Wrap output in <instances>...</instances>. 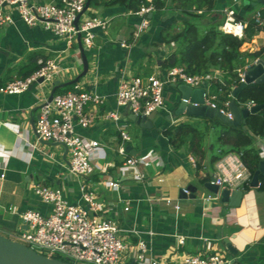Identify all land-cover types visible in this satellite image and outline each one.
Here are the masks:
<instances>
[{
    "label": "crops",
    "instance_id": "1",
    "mask_svg": "<svg viewBox=\"0 0 264 264\" xmlns=\"http://www.w3.org/2000/svg\"><path fill=\"white\" fill-rule=\"evenodd\" d=\"M248 2L255 5L254 10L261 7L256 6L261 3L257 0ZM231 3L232 0H216L211 11L192 20L203 30L211 23L220 22L222 9ZM89 8L85 15L108 19V24L105 31L100 28L94 30L93 46L84 51L88 71L77 81L82 89L93 90L104 97L102 104L86 106V110L94 115L93 123L87 127L75 126L80 135L97 140L104 147V163L97 162L94 172L86 177L68 171L69 154L63 144L38 139L34 128L53 82L71 80L81 72L78 42L68 43L65 37H59L39 24L27 25L16 11L12 13L13 22L0 27V84L14 77L26 76L28 55L33 52L37 53V59L59 57L63 66V75L51 83L37 82L20 93H0V233L12 239L18 230H22L24 224L20 213L24 210L48 213L50 206L34 194L32 183L43 182L60 189L63 197L73 204L81 201L80 187L84 185L106 207L110 218L124 229L136 231L137 234L130 235L131 240L139 237L147 243L148 256L177 260L184 254L220 253L228 261L234 259L240 264H258L264 253V184H261L264 174L258 172L255 184L251 173L249 179L241 181L235 188L242 191L237 205L221 201V188L213 193L203 186L216 173L219 163L230 155L239 154L227 151L212 160L227 148L218 141L219 125L213 120H203L216 117L176 114L175 109L181 99L176 87L179 83H167L163 87L164 103L150 128L141 127L131 118L128 107L117 106L115 102L118 80L122 75H164L167 67L163 61L176 48V43L164 42L160 32L171 24L178 30L187 17L173 8L152 12L148 17V27L135 36L141 18L131 10L122 5ZM239 50L250 53L262 50L260 56L247 59L243 68L254 60H264L263 29L246 38ZM209 69L215 78L204 83L203 88L216 95L214 102L217 103L218 98L214 92L217 83L229 86L234 98L232 90L235 87H232L227 73L215 67ZM58 89L54 94L66 92ZM226 111L229 112L228 108ZM106 112H116L118 119H104ZM182 121L200 123L201 157L187 152L185 147H173L165 135L167 127ZM121 129L130 137L125 146L130 145L135 151V155L127 152L128 155L141 157L150 154L153 158L139 166L145 174L143 180L132 178L122 166L123 157L116 152ZM258 140H264V135L253 138L257 153ZM190 156L194 164L189 160ZM258 167L259 164L256 170ZM110 180L117 181L119 188H111ZM188 186L194 189L195 197L179 202V190ZM208 194L215 198L204 200ZM164 198H170L171 203L167 204ZM175 203L179 204L178 210L174 208ZM125 206H128L127 210ZM179 236L183 237V243L178 242ZM224 238L229 240L235 253L225 246Z\"/></svg>",
    "mask_w": 264,
    "mask_h": 264
},
{
    "label": "built area",
    "instance_id": "2",
    "mask_svg": "<svg viewBox=\"0 0 264 264\" xmlns=\"http://www.w3.org/2000/svg\"><path fill=\"white\" fill-rule=\"evenodd\" d=\"M248 0H232L229 6L222 9L223 18L218 28L238 38L245 36L248 26L247 19H237L236 14L243 3ZM264 2V0H263ZM86 0H54L39 2L37 0H0V27L13 22L12 13L16 11L24 23L30 26L41 25L51 30L59 37H65L68 43L77 42L80 36L83 51L90 49L94 43L96 28L106 30L108 19L95 15H85ZM88 8V7H87ZM154 9L152 0L142 4L132 12L141 20L136 26L135 36L148 27V13ZM200 12V11H198ZM80 14L77 22L76 17ZM254 25L264 28V6L255 9L251 14ZM121 45H125L121 42ZM172 45V43H171ZM80 50V49H79ZM82 62V60H81ZM255 62V60H254ZM38 67L24 77H14L0 84V93H20L37 83H51L62 76L63 66L59 57L39 58ZM247 67V66H246ZM245 68L238 69V81H244ZM210 72L188 74L182 66L167 67L164 75L150 73L146 75H122L117 84L115 102L117 106H126L132 114L147 115L156 108L163 106V87L167 83H185L192 87H202L206 82L214 80ZM223 84V83H222ZM232 87H235L233 84ZM204 89V88H203ZM203 97L206 104L217 107L215 94L204 89ZM104 97L93 90H84L78 82L73 83V89L56 93L52 99L41 105L34 128L37 138L64 144L69 154L68 171L79 177L92 174L97 162L104 163L103 145L97 140L80 135L76 125L87 127L94 121V115L86 110L88 104L100 105ZM187 102V101H186ZM196 104V103H194ZM255 105L248 101L244 107L250 109ZM228 117L230 113L217 107ZM104 119L117 120L116 112H106ZM120 143L116 147L118 155L123 157L122 166L132 178L143 180L145 174L139 168L141 164L152 161V156L128 155L125 143L130 139L128 133L119 131ZM258 154L264 158V140L256 143ZM103 151V152H102ZM189 160L194 164V159ZM225 162V163H224ZM223 163L218 164L216 173L210 182L219 188L235 189L241 181L249 179L250 171L241 159V153L228 156ZM113 189L119 188V183L110 180ZM31 189L44 203L50 206L48 213L43 214L36 209H27L20 213L24 224L22 230L14 235V240L27 245L36 252L47 257L57 258L72 264H230L220 253L184 254L177 260L170 258H153L148 256L147 243L142 238L130 239L137 234L135 230L121 227L114 219L106 214V207L97 201L95 196L84 185L80 187L81 201L69 203L58 188H52L43 182H34ZM188 195L189 190L183 188ZM214 196L203 197L208 201ZM167 204L170 198H164ZM128 206L124 209L127 210ZM174 208L178 210L179 204ZM183 237L178 242L183 243Z\"/></svg>",
    "mask_w": 264,
    "mask_h": 264
},
{
    "label": "trees",
    "instance_id": "3",
    "mask_svg": "<svg viewBox=\"0 0 264 264\" xmlns=\"http://www.w3.org/2000/svg\"><path fill=\"white\" fill-rule=\"evenodd\" d=\"M228 2H231V0H228ZM142 4H147V0H90L89 6L122 5L127 10L134 12ZM152 4L154 7L152 12L173 8L178 10L183 17H187L183 19L182 26L178 30L175 29L174 24H171L160 32L161 39L164 42L174 41L176 43V48L163 61L165 67L182 66L188 74L207 73L211 67L219 68L227 73L230 83L236 87L240 85L237 70L243 68L247 63V59L255 58L262 54V50L251 53L239 50L246 38H250L260 31V28L256 27L251 19V14L255 8V5L251 2L243 3L236 14L237 19L248 20V26L243 38L222 32L218 28L222 20L209 24L203 30L192 20V18L194 19L211 11L216 4V0H152ZM256 6L263 7L264 2L257 3ZM37 58L38 55L35 52L28 55L27 66L29 67L24 75L31 73L38 67ZM70 89H73V83L65 85L58 90L68 91ZM214 92L217 93L218 97L216 106L226 110L227 105L225 103L233 98L230 94V87L217 83ZM233 99L240 108H243L248 101H253L256 105L264 104V82L245 84L236 92ZM203 120H213L219 125L218 141L222 145H227V148L217 156H214L212 160L218 159L227 151L239 152L244 165L252 175L261 160L253 146V138L254 136L264 135V107L256 112L247 114L241 126L227 124L217 118H204ZM164 133L168 136L169 142L173 147H185L189 153L200 157L203 155L202 128L199 122L182 121L167 127ZM261 184H264V181ZM258 264H264V253L259 257Z\"/></svg>",
    "mask_w": 264,
    "mask_h": 264
},
{
    "label": "water",
    "instance_id": "4",
    "mask_svg": "<svg viewBox=\"0 0 264 264\" xmlns=\"http://www.w3.org/2000/svg\"><path fill=\"white\" fill-rule=\"evenodd\" d=\"M257 1L263 2V0H257ZM89 3L90 0H86L84 9H87ZM80 14L81 13L77 15L75 22L78 21ZM151 14L152 12L148 13V17H151ZM77 42L81 52V60H82L81 72L73 79L65 82H60L59 80H55L53 82V88L46 102L52 99V96L56 89L77 82L80 77L84 76L87 73L88 60L85 52L82 49L79 35ZM37 81L41 82L42 78H39ZM251 82H257V83L264 82V60L257 59L255 60V62H251L247 66L244 72V81L241 82L240 85L236 86L232 90V95L234 96L242 86ZM31 86H29V88H31ZM176 87L180 92V98H181L177 108L175 109L176 114L185 113L190 116H200L207 118L216 117L227 124L241 126L243 124V119L247 114L256 112L264 107V104H257V105L255 104L251 106L250 109L240 108L237 105L236 101L232 99L227 103V108L231 115V117H228L226 113H223L217 107H212L211 105L205 103L203 97L204 89L202 87H192L182 82L177 84ZM159 110L160 107L156 108L154 111L150 112L147 115L132 114L131 118L135 120V122L139 124L141 127L150 128L153 126L152 120ZM125 149L130 154L135 155V151L132 150L130 145H126ZM258 172H262L264 174V159H261L259 161L258 170H256L253 173L252 183L254 184L258 181V177H257ZM203 186L205 189L213 193H217L219 190V187L211 183L210 181L205 182ZM186 189L190 190L188 195H186L183 192V189L179 190L178 192L179 202H186L189 199L195 197L194 189H190L189 186L186 187ZM241 195H242V191L239 189L230 190L227 188H222L219 191V197L221 201L229 202V204L231 205H237L241 199ZM224 242H225V246L229 250L233 251L234 253L236 252L235 249H233V247L231 246L229 240H227V238H224ZM0 264H72V263L57 258L47 257L29 248L27 245L18 242L14 239H11L0 233ZM230 264H240V263L232 259L230 260Z\"/></svg>",
    "mask_w": 264,
    "mask_h": 264
},
{
    "label": "rangeland",
    "instance_id": "5",
    "mask_svg": "<svg viewBox=\"0 0 264 264\" xmlns=\"http://www.w3.org/2000/svg\"><path fill=\"white\" fill-rule=\"evenodd\" d=\"M92 7H90L89 9H91ZM10 236V235H9Z\"/></svg>",
    "mask_w": 264,
    "mask_h": 264
}]
</instances>
